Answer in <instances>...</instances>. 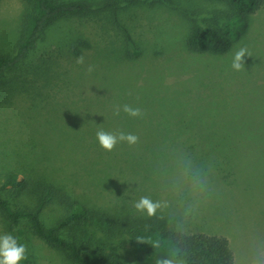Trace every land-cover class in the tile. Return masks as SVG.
Instances as JSON below:
<instances>
[{
    "label": "rangeland",
    "instance_id": "374dc122",
    "mask_svg": "<svg viewBox=\"0 0 264 264\" xmlns=\"http://www.w3.org/2000/svg\"><path fill=\"white\" fill-rule=\"evenodd\" d=\"M176 1L189 11L206 2ZM100 5L47 26L15 70L16 82L0 80V181L8 171L47 178L103 209H134L133 201L146 196L175 228L226 237L235 264H264V144L211 146L195 136L264 132V7L231 49L211 55L185 47L189 21L175 7L143 0L112 11ZM26 6L0 0V54L14 52ZM240 48L247 54L235 71L231 59ZM122 105L140 115L129 116ZM97 128L137 140L105 151ZM130 153L148 167L132 171ZM12 201L20 208L33 203L25 196ZM61 213L52 203L41 219L48 225ZM5 233L24 244L21 264H74L37 238L26 219L13 223L0 211ZM108 245L131 264L165 256L163 250L143 254L126 236L112 237L103 249L110 251Z\"/></svg>",
    "mask_w": 264,
    "mask_h": 264
},
{
    "label": "trees",
    "instance_id": "16d2710c",
    "mask_svg": "<svg viewBox=\"0 0 264 264\" xmlns=\"http://www.w3.org/2000/svg\"><path fill=\"white\" fill-rule=\"evenodd\" d=\"M126 0H25L19 34L12 54H0V80L12 83L20 66L26 63L47 26L70 16L94 12L103 4L111 11L116 4ZM145 4H163L177 8L189 21L185 36V47L193 52L220 55L227 52L249 29L251 17L264 7V0H206L202 7L186 9L176 0H143ZM100 5V6H101ZM101 7V9H104ZM105 10V9H104ZM11 88V85H8ZM209 116H212L211 114ZM185 133V132H182ZM182 133H177L180 136ZM175 136V135H173ZM176 136V137H177ZM197 140L206 145L226 143L264 144V132L240 136L230 133H195ZM126 153V150H124ZM136 152L135 154H137ZM129 156V153L127 154ZM163 154H152L149 166ZM128 166L145 170L141 155L132 156ZM158 172H166L157 168ZM8 171L0 181V211L13 223L26 219L31 232L46 245L60 250L74 264H131L117 255L115 246L106 251L103 245L114 236H126L140 252L163 250L164 257L179 249L182 264H235L234 254L226 237L205 232H185L170 225L163 214L151 217L134 213V209L95 207L89 197H73L62 186L47 181V178L30 179ZM25 196L33 199L27 207H15L12 198ZM58 205L62 213L45 225L41 213L49 204ZM100 236L95 237V231ZM157 244L158 246H153ZM105 251V252H104ZM134 264H142L137 261ZM156 264V263H149Z\"/></svg>",
    "mask_w": 264,
    "mask_h": 264
},
{
    "label": "clouds",
    "instance_id": "9594fccd",
    "mask_svg": "<svg viewBox=\"0 0 264 264\" xmlns=\"http://www.w3.org/2000/svg\"><path fill=\"white\" fill-rule=\"evenodd\" d=\"M246 54L244 48H240L233 53L230 65L233 70L239 71L242 68V57ZM120 110L129 116L135 117L140 115V110L138 108H131L128 105H122ZM95 139L102 149L111 151L118 141L134 144L137 137L131 133L120 132L118 134H113L102 128H97L95 131ZM132 206L137 212H142L149 217L160 208L158 201H153L146 196H141L133 201ZM153 246L158 245L154 243ZM24 259V244L18 243L17 238L10 233L0 235V264H21ZM156 264H182L179 257V249H173L171 255L158 259Z\"/></svg>",
    "mask_w": 264,
    "mask_h": 264
}]
</instances>
